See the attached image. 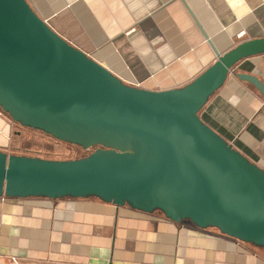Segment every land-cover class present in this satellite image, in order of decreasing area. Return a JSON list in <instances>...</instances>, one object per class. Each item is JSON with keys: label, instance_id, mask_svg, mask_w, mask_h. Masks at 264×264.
Listing matches in <instances>:
<instances>
[{"label": "water", "instance_id": "1", "mask_svg": "<svg viewBox=\"0 0 264 264\" xmlns=\"http://www.w3.org/2000/svg\"><path fill=\"white\" fill-rule=\"evenodd\" d=\"M242 41L183 87L130 85L59 35L27 0H0V107L14 122L85 149L56 160L0 150V197H97L264 248V169L200 112L241 60ZM238 77L257 87L256 76Z\"/></svg>", "mask_w": 264, "mask_h": 264}, {"label": "crops", "instance_id": "2", "mask_svg": "<svg viewBox=\"0 0 264 264\" xmlns=\"http://www.w3.org/2000/svg\"><path fill=\"white\" fill-rule=\"evenodd\" d=\"M125 83L183 87L238 43L264 38V0H27ZM264 54L239 61L200 112L264 169ZM12 124L0 109V150ZM264 264V248L97 197H0V264Z\"/></svg>", "mask_w": 264, "mask_h": 264}, {"label": "rangeland", "instance_id": "3", "mask_svg": "<svg viewBox=\"0 0 264 264\" xmlns=\"http://www.w3.org/2000/svg\"><path fill=\"white\" fill-rule=\"evenodd\" d=\"M4 114L12 124L10 150L13 154L66 160L86 157L96 148L85 149L79 145L61 141L44 131L24 127L14 122L8 113L4 112Z\"/></svg>", "mask_w": 264, "mask_h": 264}, {"label": "built area", "instance_id": "4", "mask_svg": "<svg viewBox=\"0 0 264 264\" xmlns=\"http://www.w3.org/2000/svg\"><path fill=\"white\" fill-rule=\"evenodd\" d=\"M3 200L5 199V198H8L9 199V197H6V196H3V197H1ZM55 264H61V263H55ZM72 264V263H71Z\"/></svg>", "mask_w": 264, "mask_h": 264}]
</instances>
